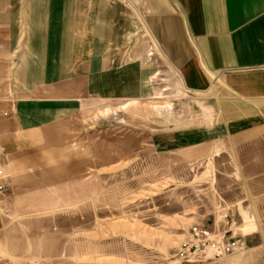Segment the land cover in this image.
<instances>
[{"label": "crops", "instance_id": "obj_1", "mask_svg": "<svg viewBox=\"0 0 264 264\" xmlns=\"http://www.w3.org/2000/svg\"><path fill=\"white\" fill-rule=\"evenodd\" d=\"M148 50L199 94L185 137L217 160L219 190L241 191L227 208L241 223L233 236L264 261V0H0V133L12 174L0 229L75 174L70 151L54 147L61 122L92 98L150 93ZM128 53L134 70L122 76Z\"/></svg>", "mask_w": 264, "mask_h": 264}, {"label": "rangeland", "instance_id": "obj_2", "mask_svg": "<svg viewBox=\"0 0 264 264\" xmlns=\"http://www.w3.org/2000/svg\"><path fill=\"white\" fill-rule=\"evenodd\" d=\"M147 52L148 95L92 98L61 122L54 147L69 150L77 170L43 188L39 210L8 214L0 264L264 263L247 253L254 242L238 250L233 236L241 223L227 208L241 191L219 190L217 160L202 159L199 142L185 137L198 125L186 105L199 94L157 50ZM133 55L122 76L133 73L124 66Z\"/></svg>", "mask_w": 264, "mask_h": 264}, {"label": "built area", "instance_id": "obj_3", "mask_svg": "<svg viewBox=\"0 0 264 264\" xmlns=\"http://www.w3.org/2000/svg\"><path fill=\"white\" fill-rule=\"evenodd\" d=\"M3 114L9 115L8 112ZM8 148L3 142V133H0V199H7L9 196V189L4 184V180H7L10 177L9 170V159H8ZM200 234L198 231L196 235ZM204 235H210L208 231L203 232ZM234 243H228L225 245V250L228 251L232 248Z\"/></svg>", "mask_w": 264, "mask_h": 264}]
</instances>
